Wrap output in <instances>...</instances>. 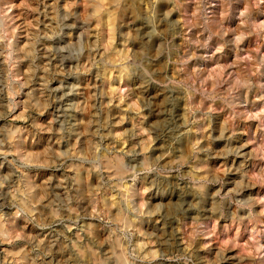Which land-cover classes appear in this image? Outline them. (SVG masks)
Segmentation results:
<instances>
[{
    "label": "rangeland",
    "instance_id": "obj_1",
    "mask_svg": "<svg viewBox=\"0 0 264 264\" xmlns=\"http://www.w3.org/2000/svg\"><path fill=\"white\" fill-rule=\"evenodd\" d=\"M113 2L5 0V3L15 5L7 21L15 53L12 59L16 61L11 70L12 75L28 83L16 97L17 103L22 104L29 98V94L34 100L47 96L48 93L41 91L45 87L46 79L50 89L59 88L61 85L67 89L69 84L77 83L61 75L62 71H67L75 62L70 61L67 55L61 60L60 54L52 55L49 49L77 43L81 32H88L86 41L93 45L96 44L99 33L103 43L117 48V51L124 48L125 42L120 35L125 31L136 37L135 41L128 42L129 53L138 51L141 41L154 46L153 55H159L161 48L165 47V55L159 57L161 62L157 65L161 73L158 80H163L164 74L176 77L179 59L186 53L195 51L200 58L192 60L188 64V70H193L195 66L199 74L191 87L184 93L177 94L183 101L182 115L188 116V121L186 125L181 123L179 133L172 142L171 153L162 151L164 145L160 141L152 146L151 151L156 155H164L165 164H176L182 160L183 166L180 170L189 177L185 183L194 193L199 192L202 199L194 196L178 221L170 220L165 224L159 215L145 218L136 225L143 235L134 236L132 243L145 245V251H168L170 259H156L152 264H185L183 259L175 260L171 257L183 256L186 247L191 248L192 260L189 264H264V87H261L264 85V0H211L209 11L214 19L219 20L221 13L226 10L224 28L228 31L222 38H214L207 48L199 49L188 43L197 39L203 41L207 36V33L202 34L199 27L202 20L197 15L199 9L196 0H135L136 13H125L122 19L116 21L115 13L119 7ZM54 4L59 15L53 11ZM149 8L154 9L151 14ZM96 12L99 13V21L95 18L89 20ZM245 14L250 15L251 19L246 20ZM253 21L257 25L255 28L251 26ZM13 29L14 36L11 35ZM114 35L117 36L113 37ZM236 36L241 37L240 41H235ZM218 43L224 44L223 50L219 52L216 51ZM25 46L26 51H20ZM2 48L0 46V51H3ZM75 54L76 50L73 49L71 55ZM5 59L6 56H0V80L6 79L8 74ZM88 59L89 53L85 52L80 62L87 63ZM31 70H34L35 75L29 80L28 74ZM96 72L93 68L90 73L80 77L78 94L61 96L60 93L53 92L52 95H57L59 99L50 101L44 115L38 117V122L47 126L50 120L63 115L66 111L64 105L69 102L83 105L87 101V111L74 113L76 120L84 122L79 131L85 134L78 139L73 137L71 143L89 154L94 141L86 130L87 122L96 111L91 105L99 107V102L92 99L97 87H103L109 92L108 98L103 102L110 103L111 107L102 118H111V131L116 135L132 129L134 113L129 109L137 104V97L151 96L158 109L165 98L171 95L162 84L142 91L134 81L121 82L113 77L106 85ZM176 78L183 80L186 75L181 73ZM238 83L247 86L237 88ZM7 103V92L0 94V105ZM0 110L6 111V108ZM22 110L17 107L12 115L18 116ZM122 117L123 123L120 122ZM161 118L163 117L158 111H153L144 127H148L149 121ZM136 123H139L138 118ZM7 127L27 129L28 132L23 136V146L28 152L41 153L53 146L57 149L63 148L53 132L35 131L31 118L27 121L0 119V128ZM103 131L107 132V129ZM109 143L111 141H105L106 146ZM124 146L131 148L133 144L126 139L124 145H116L117 148ZM33 172L36 173L34 179L37 184L43 185L51 179L52 186H56L61 197L64 191L59 184L66 180L65 186L71 190L70 194L80 196L78 204L73 202V207L80 216L73 217L74 222H68L70 228L65 224L41 227L23 217L20 220L17 218L15 223L18 232L34 240L0 243V262L7 259L14 264L13 258L8 254L24 255L22 249H26L30 255L23 258L24 264H32L33 260L36 264H77L73 245L80 241L82 245L92 249L85 253L89 258L88 264H99L111 252L112 245L105 241L111 235L107 220L115 219L119 215L115 194L101 190L96 199L104 202L93 207L91 190L99 187L101 177L90 171V165L87 164L79 172V184L76 187L73 186V178L77 176L75 171L53 168L36 172V169H32L30 174ZM108 174L105 172L104 176ZM205 177L206 180L203 179ZM137 189L143 192L144 199L155 207L157 213L172 211L174 197L158 196L153 191H146L143 181L137 185ZM47 202L45 199L44 213L41 214L39 210L41 205H37L36 210V220L43 225L50 223L53 211L47 207ZM179 208L180 205L177 204L176 209ZM4 211L9 215L8 208ZM98 212L101 213L100 216L96 215ZM61 215L67 216V213L61 212ZM159 237L168 240L170 246L162 247ZM36 242L41 244L38 252L32 251L33 243ZM49 251L50 255H44Z\"/></svg>",
    "mask_w": 264,
    "mask_h": 264
},
{
    "label": "clouds",
    "instance_id": "obj_2",
    "mask_svg": "<svg viewBox=\"0 0 264 264\" xmlns=\"http://www.w3.org/2000/svg\"><path fill=\"white\" fill-rule=\"evenodd\" d=\"M117 5L122 0H115ZM58 3V0H57ZM199 9L198 18L202 20L199 27L202 29V34L207 33L203 41L191 40L188 43L196 49L207 48L212 40L216 37H223L227 34V29L224 28V19L226 18V10L221 13L219 20L214 19L213 14L209 11L211 0H196ZM53 11L59 15V10L56 4L53 6ZM15 8V5L5 3V0H0V46L3 51H0V56H6L5 63L8 64V74L6 79L0 80V94L7 92V105H0V108H6V111L0 110V119H14L27 121L32 119V128L37 132H53L58 137V143L63 146L62 149H57L54 146L46 148L41 153H32L24 149V133L25 128L7 127L0 128V243L12 244L16 241H33L34 238L26 237L15 230L14 223L9 221L14 218L23 217L37 226L51 227L55 224H65L69 228V221H73V217H79L80 213L73 207V202L79 203L80 196H72L71 190L65 185L67 181H61L59 187L63 189L64 195L58 193L57 188L52 186L51 179L46 184H37L34 176L36 172L44 169H68L75 171L77 176L73 178V186L79 184V172L87 164L90 165V171L96 172L101 177V182L98 188L92 189L93 207L103 203V200H97L100 191L105 193H114L116 196V206L119 215L115 219L109 218L107 225L111 229V235L108 241L112 245L111 252L107 257L99 261V264H152L156 259H170L168 251L155 249L145 251V245H133V237L143 235L138 223H142L145 218H151L155 215L160 216L165 224L171 221H178L181 213L185 212L189 207L192 198L202 199L199 192H193L191 187L185 182L189 177L181 172L183 161H178L176 164H165L164 155H156L152 153V146L160 141L163 142L164 153L173 151L172 142L175 141L181 123L186 125L188 116L182 115V103L177 94H182L187 88L194 84L199 71L193 66V70H188V64L192 60L199 59L195 51L186 53L184 57L178 61V71L176 77L181 73H185L186 78L180 80L176 77H168L164 74L163 80H158L161 75L157 65L161 62L159 57L165 55L166 48L162 47L159 55L152 54L154 46L146 45L141 42L138 45V51L129 53L128 42L135 41L136 37L130 33H121V38L125 42L122 51L106 46L98 33L96 44H89L86 41L88 32H81L78 37V42L68 43L63 47L50 48L49 53L52 55L60 54L61 60L67 55L70 61H74V65L70 66L67 71H62L61 75L64 78L74 80L77 83L69 84L67 89L61 85L59 88L50 89L47 87V79L45 87L41 89L43 93H48L47 96H41L40 99L34 100L31 94L29 98L18 104L16 97L26 86L27 81L20 77L12 75V67L16 63L12 59L15 54L10 38L9 27L7 21L10 19L9 13ZM70 11V9H69ZM154 11L149 8V13ZM97 19L99 21V13H93L89 20ZM67 19V17H65ZM245 19H251L250 15L245 14ZM147 22V21H146ZM252 27H257L253 21ZM217 30H213V29ZM91 31V28H89ZM15 29L11 35L14 36ZM59 35V33H54ZM241 37L236 36L235 41H240ZM223 43H218L216 51H222ZM27 46L20 51H26ZM76 50L75 55H71L72 50ZM85 52L89 53L87 63H81V58ZM31 55V53H29ZM94 54V55H93ZM97 57H99L97 59ZM95 68L96 74L106 85L110 83L113 77L119 81L128 80L130 83L135 82L141 87V90H148L151 87L160 86L161 84L171 95L166 97L164 102L157 109L154 105L151 96L137 97V104L130 107L129 111L134 113L132 117L133 127L130 131L116 135L111 131V118L103 119L106 110L111 107V104H105L103 101L108 98L109 92L103 87H97L93 93L92 99L99 102L97 105H91L96 108L92 113L91 119L87 122V134L93 138L91 145V153L80 149L77 145L71 143L72 138L77 139L84 135L79 131V127L83 121L76 120L74 113H82L88 110L87 101L82 104L69 102L63 107L66 111L63 115L57 116L50 120L47 126H43L38 122V117L44 115V110L49 106L50 101L59 99L58 96H53L52 93H60L63 95H74L79 93L78 81L81 76L86 75ZM47 72V69H46ZM34 75V70L28 74L29 80ZM55 77V73L52 74ZM15 85V87H14ZM246 84L238 83L239 87H246ZM261 87H264L262 85ZM120 91V90H116ZM190 102V101H189ZM17 107L23 110L20 115L13 116L12 113ZM198 110V106H197ZM153 111H158L163 117L161 119H153L149 121L148 127H144V123L152 116ZM211 109H209V112ZM35 113V115H30ZM192 111H189V115ZM139 123H136V119ZM122 117L120 122L123 123ZM95 129V130H93ZM107 129V132L103 131ZM130 140L133 144L131 148L124 146L117 148L116 145H124L125 140ZM105 141H111L107 146ZM7 166V170L6 169ZM109 174L105 177L104 173ZM203 179H207L206 177ZM145 182V190L153 191L158 196H172L175 202L171 205L172 211H163L157 213L155 207L144 199L143 192L137 189V185ZM184 185V187H181ZM48 200V207L52 208L50 223L47 225L40 224L36 220L37 205ZM159 203V202H158ZM179 204L180 208L176 209ZM8 208L11 215H6L4 209ZM14 210V211H13ZM61 212L67 213V216L61 215ZM100 216L101 213H96ZM74 222V221H73ZM161 246H170L169 241L163 237L158 238ZM93 243H98L93 241ZM41 247L39 242L33 243L32 251L38 252ZM74 252L77 258V264H88L89 258L86 257V252H91L92 249L87 245H82L77 241L73 245ZM24 258L26 259L30 253L26 249H22ZM15 264H24V260L20 259V253H9ZM44 255H50L45 252ZM171 259H183L185 264H189L192 260L191 248L186 247L183 256H174ZM0 264H12L11 261L5 260ZM32 264H36L33 260Z\"/></svg>",
    "mask_w": 264,
    "mask_h": 264
},
{
    "label": "bare ground",
    "instance_id": "obj_3",
    "mask_svg": "<svg viewBox=\"0 0 264 264\" xmlns=\"http://www.w3.org/2000/svg\"><path fill=\"white\" fill-rule=\"evenodd\" d=\"M114 2L113 3H116L115 2V0H113ZM140 1V0H139ZM110 2V1H109ZM138 2V1H137ZM113 5V4H112ZM117 5V4H116ZM120 5V6H119ZM119 5H117L119 8H118V12L116 11V13H115V21L116 20H119V19H122L123 17H124V15L123 14H125V13H129V14H135L136 13V2H135V0H122V2L121 3H119ZM113 6H115V5H113ZM139 6V5H138ZM150 6V5H149ZM89 7V6H88ZM111 7V6H110ZM90 8V7H89ZM106 9V8H105ZM113 9V8H112ZM115 9H117V8H115ZM114 9V10H115ZM221 10V9H220ZM111 11H113V10H111ZM89 15V14H88ZM179 16V15H178ZM132 17V16H131ZM134 19V18H133ZM136 19H134V21H135ZM132 21V20H131ZM133 21V22H134ZM179 21V20H178ZM76 22V21H75ZM136 22V21H135ZM134 22V23H135ZM129 23V22H128ZM133 23V24H134ZM125 25V24H124ZM115 26V25H114ZM119 27V26H118ZM114 28V27H113ZM264 28V27H263ZM120 29V28H119ZM135 30V29H134ZM95 31V30H94ZM115 31V30H114ZM117 32V31H116ZM118 32H120L119 30H118ZM118 32H117V34H118ZM126 32V31H125ZM124 32V33H125ZM127 33V32H126ZM113 34H115V33H113ZM117 36V35H116ZM115 35L113 36V37H116ZM121 36V35H120ZM135 36V35H134ZM89 38V37H88ZM121 38V37H120ZM120 38H119V41H120ZM114 39V38H113ZM115 40V39H114ZM258 41V40H257ZM140 42V41H139ZM142 42V41H141ZM113 43V42H112ZM30 47V46H29ZM3 49V48H2ZM33 49V48H32ZM117 49V48H116ZM24 52V51H23ZM46 55V54H45ZM26 59V58H25ZM24 59V60H25ZM250 62V61H249ZM262 62V61H261ZM264 64V63H263ZM51 67V66H50ZM257 70V69H256ZM30 72V71H29ZM35 75V74H34ZM35 78V77H34ZM33 78V79H34ZM159 79V78H158ZM28 84V83H27ZM140 87V86H139ZM217 87V86H216ZM250 88V87H249ZM214 90V89H213ZM210 91V90H209ZM249 93V92H248ZM140 94V93H139ZM143 95V94H142ZM57 96V95H56ZM264 96V95H263ZM135 97V96H134ZM49 110V109H48ZM233 110V109H232ZM262 114V113H261ZM127 116V115H126ZM219 116V115H218ZM157 117V116H156ZM51 119V118H50ZM137 120V119H136ZM133 122V121H132ZM236 122V121H235ZM130 123V122H129ZM263 124V123H262ZM217 126V125H216ZM222 126V125H221ZM232 126V125H231ZM258 129V128H257ZM243 130V129H242ZM233 131V130H232ZM28 132V131H27ZM223 132V131H222ZM115 133V132H114ZM187 133V132H186ZM224 133V132H223ZM240 133V132H239ZM29 134V133H28ZM50 134V133H49ZM54 134V133H53ZM221 134V133H220ZM118 135V134H117ZM34 139V138H33ZM56 140H54V142H55ZM190 141V140H189ZM53 143V142H52ZM57 143V142H56ZM91 143V142H90ZM58 144V143H57ZM59 145V144H58ZM187 146V145H186ZM236 146V145H235ZM58 147V146H57ZM60 147V146H59ZM246 147V146H245ZM214 148V147H213ZM232 148V147H231ZM199 149V148H198ZM235 150V149H234ZM238 150V149H237ZM232 153V152H231ZM189 155V154H188ZM180 156V155H179ZM186 158V157H185ZM200 158V157H199ZM190 160V159H189ZM198 160V159H197ZM226 162V161H225ZM209 173V172H208ZM80 174V173H79ZM43 176V175H42ZM98 176V175H97ZM48 177H50V175L48 176ZM211 177V176H210ZM209 178V177H208ZM253 178V177H252ZM45 179V178H44ZM48 179V178H47ZM243 179V178H242ZM92 180V179H91ZM57 181V180H56ZM91 182V181H90ZM44 184H46V183H44ZM87 186V185H86ZM54 187H56L55 185H54ZM81 194H82V192H81ZM210 195V194H209ZM63 197V196H62ZM259 198V197H258ZM262 200V199H261ZM264 200V199H263ZM45 201V200H44ZM46 201H47V199H46ZM48 203V202H47ZM203 203V202H202ZM45 204L46 203H41V204H38L39 206H40V208H39V210H40V212H41V214L42 213H44V211H45ZM112 204V203H111ZM48 207V206H47ZM38 208V207H37ZM167 209V208H166ZM50 210V209H49ZM88 211V210H87ZM9 215H11V212H9L8 213ZM117 214V213H116ZM15 220H17V218H14V220H12V221H9V223H14V225H15V230L18 232V228H17V225H16V223H15ZM19 220H20V218H19ZM46 222V221H45ZM24 229V228H23ZM23 231V230H22ZM21 232V231H20ZM23 233V232H22ZM24 235V234H23ZM170 252V251H169ZM20 257H22V259L24 258V255L23 254H21L20 253ZM14 261V260H13ZM14 264H15V261H14Z\"/></svg>",
    "mask_w": 264,
    "mask_h": 264
}]
</instances>
